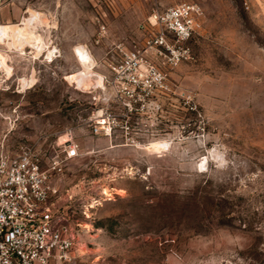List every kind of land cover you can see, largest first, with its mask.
<instances>
[{"label":"rangeland","instance_id":"374dc122","mask_svg":"<svg viewBox=\"0 0 264 264\" xmlns=\"http://www.w3.org/2000/svg\"><path fill=\"white\" fill-rule=\"evenodd\" d=\"M184 1L204 11L192 58H154L168 87L126 115L103 82L116 48H142L151 12ZM35 13L44 42L11 45ZM80 45L101 84L67 78ZM0 54V151L49 153L69 129L81 144L56 182L72 264H264V0H0Z\"/></svg>","mask_w":264,"mask_h":264},{"label":"built area","instance_id":"2783aa9c","mask_svg":"<svg viewBox=\"0 0 264 264\" xmlns=\"http://www.w3.org/2000/svg\"><path fill=\"white\" fill-rule=\"evenodd\" d=\"M203 14L193 1L155 8L141 25L146 34L143 47L116 48L118 57L103 82L126 115L142 112L168 87L167 69L154 58L170 68L192 58L187 44ZM104 118L116 124L113 112ZM63 136L49 153L27 144L0 151V264L75 261L78 231L57 208L56 182L82 152L73 129Z\"/></svg>","mask_w":264,"mask_h":264},{"label":"bare ground","instance_id":"6f19581e","mask_svg":"<svg viewBox=\"0 0 264 264\" xmlns=\"http://www.w3.org/2000/svg\"><path fill=\"white\" fill-rule=\"evenodd\" d=\"M35 12V11H34ZM31 12V13H34ZM38 13V12H36ZM31 14L32 16L25 19L26 29L20 33H18L17 25L14 24L11 26L10 30L15 31L16 37H13V41L10 42L11 45H23V43L27 42L29 44H34L40 47V45L44 42L41 38V34H38L37 28L38 24H46L47 20L44 16L40 14ZM19 27V26H18ZM14 33V32H12ZM40 33V32H39ZM13 35V34H12ZM15 35V34H14ZM41 35V36H40ZM34 36V37H33ZM11 37V36H10ZM43 37V36H42ZM37 47V48H38ZM76 51L78 54V60L81 62V67L77 71L70 73L67 78L78 87H91L93 84H101L102 76L95 71V60L93 58L92 53L86 48L84 45H80L76 47ZM1 55V54H0ZM2 56V55H1ZM6 57V56H3ZM2 57V58H3ZM6 58H4L5 60Z\"/></svg>","mask_w":264,"mask_h":264}]
</instances>
